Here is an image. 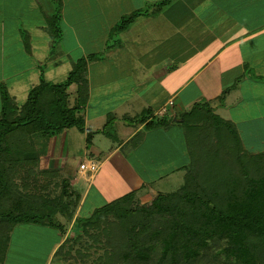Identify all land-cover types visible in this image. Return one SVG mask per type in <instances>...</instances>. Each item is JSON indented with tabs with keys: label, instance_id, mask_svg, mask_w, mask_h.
I'll use <instances>...</instances> for the list:
<instances>
[{
	"label": "trees",
	"instance_id": "16d2710c",
	"mask_svg": "<svg viewBox=\"0 0 264 264\" xmlns=\"http://www.w3.org/2000/svg\"><path fill=\"white\" fill-rule=\"evenodd\" d=\"M170 1H159L149 9L158 12ZM35 2L44 18L39 28L50 38V54L44 60L49 63L66 55L61 28L64 2ZM149 9L122 17L111 30L106 49L73 60L64 82L42 76L24 102L0 81V264H6L18 225L58 229L64 235L60 216L78 224L54 255L63 264H178L204 255L221 257V264H264V151L240 147L243 142L235 124L219 116L211 102L197 103L179 123L185 126L193 164L183 186L173 193L156 194L150 205L137 209V192L133 191L88 218L80 217V199L72 183L75 176L51 164L55 138L61 131L86 134L90 148L95 135L107 134L114 125L115 117L109 116L103 130L87 127L89 66L106 59L120 34ZM20 29L26 53L33 55V35ZM235 87L225 90L221 100ZM169 123L168 118H152L131 143L137 146L146 132ZM232 144L244 154L234 168L241 178H226L228 173L219 178H192L204 164L199 161H206L205 154L216 162L217 172L228 171L223 166L237 157ZM222 158L223 166H219Z\"/></svg>",
	"mask_w": 264,
	"mask_h": 264
},
{
	"label": "crops",
	"instance_id": "0c3cea01",
	"mask_svg": "<svg viewBox=\"0 0 264 264\" xmlns=\"http://www.w3.org/2000/svg\"><path fill=\"white\" fill-rule=\"evenodd\" d=\"M159 1L162 0H63L62 42L66 55L49 63L67 58V68L72 69L73 60L104 51L111 30L122 17L141 8L149 9ZM34 6L39 11L35 0H19V21H26L33 14L29 7ZM36 29L44 33L39 25ZM34 37L33 56L37 51ZM39 38L48 51L38 64L28 65V69L36 66L37 71L50 54L49 36L44 33ZM73 55L79 57L74 59ZM26 66L19 70L27 71ZM89 83L87 127L103 129L109 116H114L119 137L122 130L127 133V139L103 157L105 150L94 142L92 150L88 148L86 135L76 130L81 136H69L67 148H77L76 140H79L81 178L75 176L72 183L75 185L84 179L90 180L91 185L100 179L98 196L106 205L111 198H114L113 204L131 191L137 192L139 203L152 199L153 193H158L142 178H148L146 171L153 166L165 168L162 172L156 169L154 178L177 173V169L166 171L170 164L168 147L175 149L177 143L164 145L168 158L165 159L167 167H163L158 157L149 153L161 146H147L146 141L151 137L160 140V135L170 133L171 126L181 123L179 118L197 103L211 102L219 116L234 123L247 150L264 151L256 148L249 137L264 135V0H171L158 12L152 7L146 16L138 18L120 34L116 47L108 52L106 59L90 64ZM233 86L235 89L222 101L225 90ZM152 118H168L170 123L146 132L137 146L128 145ZM84 142L85 154L82 153ZM126 147H129L128 153L121 161L134 180L100 178L106 165ZM93 161L97 164L95 172L82 169L83 164ZM89 171L90 177L87 176ZM114 190L121 195L114 196ZM88 197L89 190H86L78 216ZM92 205L89 212L93 214L96 207ZM66 237L62 234L61 240L53 245L46 264Z\"/></svg>",
	"mask_w": 264,
	"mask_h": 264
},
{
	"label": "rangeland",
	"instance_id": "374dc122",
	"mask_svg": "<svg viewBox=\"0 0 264 264\" xmlns=\"http://www.w3.org/2000/svg\"><path fill=\"white\" fill-rule=\"evenodd\" d=\"M29 9H33V14L26 21L22 22L19 21V0H0V81L4 82L9 87L11 93L14 94L20 102H24L27 99L31 87L36 85V83H39L42 76L46 80L55 81L58 83L64 82L71 72V66H68L67 68L69 62L67 58L58 60L52 64L43 61L39 65V71H37L36 66L34 68L28 69V65L31 66L35 63L38 64L39 59H44L48 51L47 47L40 43L42 39H40L39 37L44 36V33L36 29L38 25L43 23L44 18L35 6L29 7ZM21 27L30 30L32 35L35 36L34 39L37 43V51L35 56H33L34 54L28 55L26 53L20 34ZM62 27L63 24L61 23V28ZM72 57L75 59L79 56L73 55ZM25 64H27L26 68L28 70L25 72L20 71L19 69H21V67H23V65ZM72 89H76V86H74ZM178 121L182 122L183 118L180 117ZM176 125L177 126H171L172 130L170 133H165L163 136L159 134L161 137V139L159 138L160 140H154L152 139L154 137H151L146 141L147 146H161L157 149V151H151L149 153H152L156 157H158L163 167H167L165 159L168 158L169 149L170 164H168L169 167H167L168 170L166 171L177 169V173L175 172L171 176L169 175L170 177L166 176L163 178H154L156 176L155 171L159 168L160 172H162L165 168L153 166L149 171H146L145 176H147L148 178L142 179L149 182L150 187L157 193H173L180 189L182 187L181 184L185 180L183 178L186 176L188 168L193 167L191 153L186 147L187 136L185 132V126H182L179 123H176ZM74 132L77 131L63 130V133H60L56 136L51 164L53 167H63L67 175H74L77 177L76 179H79L81 178V176L79 175L81 171L78 170V166L81 163V158L79 156V140H76V147L78 149L75 147L67 148L69 136L73 137L75 134L77 136H81L80 132ZM120 133L121 138L119 137L117 129L113 125L112 127L108 128L107 134L101 132L98 133V136H94L93 142L97 146H101L105 150V154H103V157H105L106 154L110 153L114 146L120 145L123 140L127 139V133L125 131L120 130ZM156 134L158 133H155V135ZM249 137H251V139L255 142L256 148L264 150V135H253ZM172 142L177 143V145H174L175 149L169 148L167 146V144ZM179 142L182 143V147ZM83 145L84 148L82 153L85 154V142ZM128 145L131 146L132 143H128ZM164 145H166L168 149H165ZM232 146L234 148L232 149V151H234V154L237 156L235 158L236 160L233 161V163H231L230 165L226 163L223 166L221 160H223L224 158L218 159V165L229 169L228 171L226 170L217 172L214 167V164L216 162H213L214 160L210 156H207L205 154L204 157L206 158V161H199L204 162V164L200 167L198 172H195V174L192 175V178H219V176L217 175L221 173H228L224 175L226 178H241L240 174H238L234 168H236L237 164L244 160V158H242L244 154L241 153V148L239 149L236 144H232ZM239 146L242 147L245 145L240 144ZM92 148L93 146L91 145L90 149L92 150ZM128 149L129 147H126L121 153H118L115 159H113V161L109 163V165H106L103 171V175H101L100 178H115L117 180H120L121 178L127 179L129 177L130 181L134 180V178H130V175L128 173L129 170L126 164L121 161L122 157L127 155ZM59 156H61V158H59ZM205 158H203L202 160H205ZM180 168H183V170H181ZM146 170L148 169L146 168ZM91 175L92 173L89 171L87 173V176L90 177ZM99 180L97 181V183L93 181L91 185L90 180L87 181L84 179L83 181H79L75 185L73 184V190L77 194V198L80 199L79 205L86 190H89L88 202H85V205L79 212L80 217L88 218L91 216L92 212H89V208L92 204H95V209L102 207V205H106L105 202L98 196V194H100L99 191H97L100 185V183H98ZM114 191L112 193H114ZM119 194L121 195V193L116 191L113 195L117 196ZM155 195L156 194L153 193V196ZM113 199L114 198H111L109 203L107 204H110ZM152 199H149L144 204H142L143 202L139 203L136 200L134 204L138 209L143 206L150 205L152 203ZM60 220L66 227V234H64L65 236L68 234L69 230L70 234H72L74 230L78 228V224L76 222H72L73 220H69L68 218H65L63 216H60ZM54 230L42 226L18 225L15 228L12 236V245L10 248V253L8 254L9 257L7 264H46L49 261L48 254L52 250L53 245L57 244L62 238V233L58 229ZM212 254L213 253H211V255ZM221 262V257L217 256L216 259H212L210 255H204L189 263L185 262L178 264H221ZM49 264L63 263L52 257Z\"/></svg>",
	"mask_w": 264,
	"mask_h": 264
},
{
	"label": "built area",
	"instance_id": "2783aa9c",
	"mask_svg": "<svg viewBox=\"0 0 264 264\" xmlns=\"http://www.w3.org/2000/svg\"><path fill=\"white\" fill-rule=\"evenodd\" d=\"M82 169H90L92 172H95L97 170V164L95 161L89 163V164H83Z\"/></svg>",
	"mask_w": 264,
	"mask_h": 264
}]
</instances>
